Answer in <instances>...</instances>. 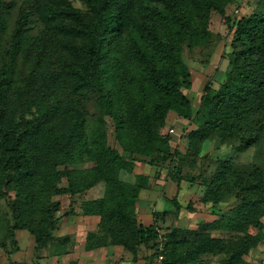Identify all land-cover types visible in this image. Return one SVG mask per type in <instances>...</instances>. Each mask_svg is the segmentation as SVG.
I'll use <instances>...</instances> for the list:
<instances>
[{"label": "trees", "instance_id": "obj_1", "mask_svg": "<svg viewBox=\"0 0 264 264\" xmlns=\"http://www.w3.org/2000/svg\"><path fill=\"white\" fill-rule=\"evenodd\" d=\"M87 1L89 8L82 11L71 0H0V197L8 199L13 216L8 236L16 242L15 230L26 229L36 249L53 246L51 254L60 255L69 235L54 243L61 205L54 197L104 182L101 196L81 203L83 215L99 216L86 233L85 249L120 245L137 262L145 245L153 251L140 264H148L164 235L162 264H199L202 255L212 252L226 254L222 264H255L247 255L264 238L263 147L258 146L259 162L217 158L202 179L200 201L217 204L233 197L235 205L194 228L161 231L157 219L145 224L137 212L151 176H120L122 170L132 171V164L110 144L103 119L88 132L83 99L98 90L122 149L150 164L172 163L181 154L168 127L160 131L170 111L194 125L180 135L190 156L200 155L203 142L213 138L236 151L261 145L264 0L230 22V68L218 87L205 84L196 110L185 91L192 74L183 47L213 37L210 13L224 14L228 0H145L140 8L136 0ZM52 44L59 56L50 64L57 54ZM178 166L169 174L179 184ZM171 201L176 211L181 208L176 196ZM213 230L228 235L215 236ZM0 246L6 247V239Z\"/></svg>", "mask_w": 264, "mask_h": 264}, {"label": "rangeland", "instance_id": "obj_2", "mask_svg": "<svg viewBox=\"0 0 264 264\" xmlns=\"http://www.w3.org/2000/svg\"><path fill=\"white\" fill-rule=\"evenodd\" d=\"M256 0H228L225 5L224 14L218 10H212L210 13L208 28L212 31L213 37L210 40H204L196 47L189 48L184 45L183 58L187 62L191 70L192 86L189 89H185L186 93L191 99L193 110L200 105V97L205 84L210 82L213 86L218 85L225 78L226 72L230 68L229 59L231 56L232 47L230 45L232 38V25L230 22L238 19L241 15L247 14L251 11ZM72 4L81 9L87 11L89 8L87 0H71ZM145 0H136V7L140 8L144 4ZM240 9V12L236 14L234 10ZM9 18L8 34L10 35L14 19L16 16V10H14ZM229 18V20H228ZM77 24V21H75ZM127 37L126 32L124 38ZM53 48L59 53L57 47L52 44ZM55 55L49 59L50 64L52 61L57 60ZM102 96L100 92L85 94L83 99L84 109L86 112L87 130L91 132L97 124L100 118L105 121L108 139L113 147H116L123 153L130 164H132L133 170H122L120 176L122 178L134 180L138 169L136 166L143 163L145 166V172L151 169L155 173L152 175L149 184L152 188L160 187V193L155 196L154 199H150L147 206V216L139 218L143 223H152L155 220L158 223V227L161 231H165L173 226L181 227H196L200 221L210 220L220 215L222 212L227 211L230 207L235 205L238 200L231 197L225 201H221L217 204L211 202L204 203L199 200L200 195L203 193L205 186L202 183V179L208 176L216 167L217 158L223 156H232L234 160L238 162L249 161H261L263 155L260 154L262 150H258V146L264 148V142L261 145H252L249 148L236 151L230 145L220 143L213 138L207 139L203 142V152L197 156H190L186 153V137L180 136L182 131H188L194 125L190 123L188 119L179 118L175 111H170L167 124L160 127V131L165 133L166 127L174 126L175 132L172 134L173 146L178 147L181 154L172 163L166 164H150L141 159V155L134 153L130 155L129 152H125L119 142L117 135V128L113 118L109 115L105 108H102L100 103L102 102ZM187 129V130H186ZM205 154V155H202ZM180 158V159H179ZM134 159V160H133ZM178 163V168H181L178 182L173 178L170 169L174 164ZM138 173V172H137ZM140 173V170H139ZM144 173V172H143ZM157 179H160L158 181ZM104 182H99L95 186L85 191L75 194H63L55 196L61 200V205L56 215L60 216V222L58 227L53 231L56 235L68 231L69 239L66 241L64 247L61 249L60 255L68 253L75 241H79L80 233L72 224L73 220L82 217L81 203L88 198H95L101 196L104 192ZM159 189V188H158ZM163 193H161V191ZM176 196L181 208L176 211V207L173 205L171 198ZM189 201H192V207L187 208ZM157 211L158 215L153 216V211ZM139 211V210H138ZM143 211V210H142ZM67 213V214H66ZM139 217V216H138ZM66 220H69L68 223ZM13 221V216L6 197H0V241L6 239V247L0 246V264H50L49 255L51 250H54L53 246L42 247L36 249V241L33 235L26 229H16L15 238L16 242H13L11 236L7 234V225ZM62 226V227H61ZM255 231V228H252ZM212 234L215 236H227L228 232L222 230H213ZM54 243L61 241V236L55 237ZM118 250L114 252L110 264H140L147 261L148 257L153 249L149 246H142L140 250L141 259L137 262L132 260L131 253L125 250L122 246L117 245ZM14 249L12 253H8V250ZM226 256L224 252H212L202 255L201 262L199 264H222V259ZM64 259V256H62ZM247 258L255 264H264V238L257 247L253 248ZM56 264V263H52ZM71 264H77V261H71ZM92 264V263H85Z\"/></svg>", "mask_w": 264, "mask_h": 264}, {"label": "crops", "instance_id": "obj_3", "mask_svg": "<svg viewBox=\"0 0 264 264\" xmlns=\"http://www.w3.org/2000/svg\"><path fill=\"white\" fill-rule=\"evenodd\" d=\"M185 120V118H182ZM138 169L135 171L136 173L144 172L146 174H149L153 180V174L156 172V170H150L148 172H145L146 168L143 165V163L138 164L136 166ZM158 175V173H155ZM130 180V178H128ZM160 181V179H157ZM159 188V189H158ZM164 190L161 191L163 193ZM160 193V187H154L151 186L143 188L140 192L139 199L137 201V212L139 218L147 216L146 210L147 206L145 205L148 203L150 199H154L156 195ZM139 210V211H138ZM143 210V211H142ZM149 216V215H148ZM69 220H66L68 223ZM99 221V216L97 215H82L81 218H77L76 220L72 221V224L75 225V228L79 230L80 233V240L75 241L72 245H70V251L68 253L62 254V255H55L51 254L49 255L50 261L52 263L56 264H71V261H77V264H85V263H92V264H110L112 263L111 258L114 256V252L118 250L117 245H109V246H102L99 248L87 250L85 249V237L86 233L89 229L95 228L97 225V222ZM60 222V221H59ZM62 227V226H61ZM55 232V231H54ZM68 234V231L63 232L61 234L56 235L54 233V236H63ZM112 255V256H111ZM64 256V259L63 257Z\"/></svg>", "mask_w": 264, "mask_h": 264}, {"label": "built area", "instance_id": "obj_4", "mask_svg": "<svg viewBox=\"0 0 264 264\" xmlns=\"http://www.w3.org/2000/svg\"><path fill=\"white\" fill-rule=\"evenodd\" d=\"M234 12L236 14H238L240 12V9L239 8H236L234 10ZM168 131L170 134H173V132H175V127L174 126H169L168 127ZM165 240H166V237L164 235H162L160 237V243H159V249H158V252L157 254H155L153 256V258L149 261L148 264H162L164 258H165Z\"/></svg>", "mask_w": 264, "mask_h": 264}]
</instances>
